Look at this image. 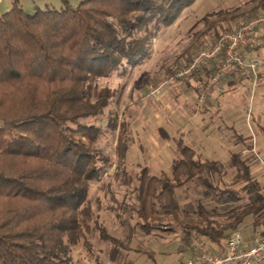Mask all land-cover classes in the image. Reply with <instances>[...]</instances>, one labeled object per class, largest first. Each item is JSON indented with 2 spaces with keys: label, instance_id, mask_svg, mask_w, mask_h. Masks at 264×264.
I'll use <instances>...</instances> for the list:
<instances>
[{
  "label": "trees",
  "instance_id": "obj_1",
  "mask_svg": "<svg viewBox=\"0 0 264 264\" xmlns=\"http://www.w3.org/2000/svg\"><path fill=\"white\" fill-rule=\"evenodd\" d=\"M195 1L81 0L74 6L62 0L60 9L28 13L21 0H12L0 15V264H71V247L90 246L91 185L112 165L97 147L102 128L84 122L101 118L115 97L98 81L125 61L140 65L150 56L155 33ZM262 10L264 0L252 12ZM142 31L146 35L138 36ZM214 32L217 39L218 29ZM109 126L115 128V121ZM120 129L123 136L126 125ZM121 145L120 137L117 156L123 165L126 145ZM250 160L232 155L229 166L243 173L246 184L237 190L223 182L220 188L207 176L223 181L227 167L203 161L179 143L171 177L154 176L147 167L137 177V224L146 235L176 224L189 250L196 235L215 243L218 250L212 252L222 254L228 237L248 218L255 230L264 225V193L251 177ZM195 181L226 211L200 204L194 213L181 215L175 192ZM98 230L112 244L115 261L127 245Z\"/></svg>",
  "mask_w": 264,
  "mask_h": 264
},
{
  "label": "rangeland",
  "instance_id": "obj_2",
  "mask_svg": "<svg viewBox=\"0 0 264 264\" xmlns=\"http://www.w3.org/2000/svg\"><path fill=\"white\" fill-rule=\"evenodd\" d=\"M69 1L77 6L81 0ZM256 1L196 0L172 25L155 33L148 45L150 56L140 65L133 67L125 61L110 77L98 81L100 87L112 88L115 97L101 118L84 122L102 128L97 147L112 158V165L101 181L91 185L88 202L94 219L88 233L90 246L81 242L71 247V264H186L200 245L217 252L215 243L196 235L193 251L189 250L182 239L183 229L176 224H164L166 231L152 235H146L137 224L133 212L137 177L144 167L154 176L171 177L179 143L196 150L201 160L227 167L228 175L223 181L207 176L220 188H224L223 182L237 190L246 184L243 173L229 166L232 155L251 158V177L259 182L264 193V78L255 86L253 82L246 83L240 91L228 92L225 106L212 101L213 106L197 116L194 109L198 94L192 88L179 94L177 86L171 85L160 97L147 95L159 80L186 64L196 51L212 44L216 40L215 28L220 36L257 15L252 12L260 3ZM4 2L9 10L12 0ZM21 4L28 13L47 7L60 9L63 5L62 0H21ZM150 27L154 32L153 24ZM144 35V31L138 33ZM112 120L115 128L109 126ZM121 123L126 125L123 136ZM120 137L121 146L126 145L123 165L117 156ZM204 191L200 181L177 189L175 200L180 214L194 213L200 204L211 211H226L206 198ZM98 227L127 245V249H120L115 261L111 260L112 244L101 237ZM238 231L242 234L254 231L252 219L248 218Z\"/></svg>",
  "mask_w": 264,
  "mask_h": 264
},
{
  "label": "built area",
  "instance_id": "obj_3",
  "mask_svg": "<svg viewBox=\"0 0 264 264\" xmlns=\"http://www.w3.org/2000/svg\"><path fill=\"white\" fill-rule=\"evenodd\" d=\"M260 29H264V12L196 51L186 64L174 69L150 88L147 95L158 97L171 85L187 83L209 64H213L215 73L201 91L198 107L206 103L213 88L220 86L230 76L241 79L249 74L255 86L259 78L258 63L247 60L245 53L249 48L264 46V37L257 36ZM186 264H264V232L255 230L250 238L241 231L234 232L228 237L222 254H215L207 245H200L191 253Z\"/></svg>",
  "mask_w": 264,
  "mask_h": 264
},
{
  "label": "crops",
  "instance_id": "obj_4",
  "mask_svg": "<svg viewBox=\"0 0 264 264\" xmlns=\"http://www.w3.org/2000/svg\"><path fill=\"white\" fill-rule=\"evenodd\" d=\"M12 6V5H10ZM11 7H9L10 9ZM8 11V8L6 6V3L4 0H0V15L4 14ZM257 36H263L264 37V29H260L257 31ZM209 46V45H208ZM206 47V46H205ZM245 57L247 60L255 61L258 63V74L259 78L258 80H261L264 78V46L261 48L258 47H252L249 48L246 53ZM214 66L213 64L206 65L203 67L195 76L192 78L189 82L184 84H175L173 86H177L178 93L184 94L186 92V88H192L195 90V92L198 94L197 101H196V108L194 109V115L197 116L200 113L207 112L209 109V106H213L212 101H214L217 104H223L225 106V101L227 98V94L230 91L238 92L239 89L243 87V84H248L253 82V78L251 75L246 74L241 79H236L232 76L226 78L223 80V82L220 84V86L213 88L212 91L209 93L206 103H204L201 107H198V100L199 95L203 88L207 85L209 79L214 75ZM239 86V88L237 87ZM172 90V89H171ZM170 92V90H169ZM160 97V96H159ZM157 98V97H156ZM264 232V225L259 229ZM255 231V229H254ZM252 231L249 234H244L245 237L250 238L253 234Z\"/></svg>",
  "mask_w": 264,
  "mask_h": 264
}]
</instances>
